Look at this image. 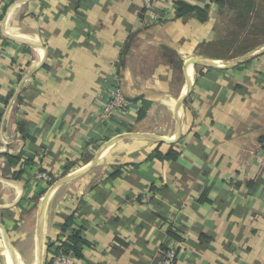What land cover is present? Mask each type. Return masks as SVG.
Returning <instances> with one entry per match:
<instances>
[{"label":"crops","instance_id":"obj_1","mask_svg":"<svg viewBox=\"0 0 264 264\" xmlns=\"http://www.w3.org/2000/svg\"><path fill=\"white\" fill-rule=\"evenodd\" d=\"M148 2L0 0L3 264H264V0Z\"/></svg>","mask_w":264,"mask_h":264},{"label":"built area","instance_id":"obj_2","mask_svg":"<svg viewBox=\"0 0 264 264\" xmlns=\"http://www.w3.org/2000/svg\"><path fill=\"white\" fill-rule=\"evenodd\" d=\"M155 0H149L147 6L152 9ZM168 6L174 7L176 6L178 0H166ZM152 17L154 20L159 18V14L157 12H153ZM128 100L127 97L120 85H115V87L110 91V96L105 102L104 106L100 111V116L102 118L108 119L111 115L116 112H123L127 109ZM261 163L264 164V159L260 158ZM40 176L51 180V176L46 173H41ZM177 256V248L175 246H171L167 249L165 258L162 264H175ZM48 264H77L76 255L72 251H66L63 247V244L60 243L59 251L53 256L52 260Z\"/></svg>","mask_w":264,"mask_h":264},{"label":"trees","instance_id":"obj_3","mask_svg":"<svg viewBox=\"0 0 264 264\" xmlns=\"http://www.w3.org/2000/svg\"><path fill=\"white\" fill-rule=\"evenodd\" d=\"M179 2L180 0L177 2L178 6H179ZM182 5V4H181ZM170 154H168L169 156ZM73 242L72 243H66L65 244V250L66 251H72L77 257L80 254V243L78 242L79 240V236H74L72 238Z\"/></svg>","mask_w":264,"mask_h":264},{"label":"water","instance_id":"obj_4","mask_svg":"<svg viewBox=\"0 0 264 264\" xmlns=\"http://www.w3.org/2000/svg\"><path fill=\"white\" fill-rule=\"evenodd\" d=\"M96 162V161H95ZM94 162V163H95ZM91 166V165H90ZM90 166H88V167H86V169L85 170H87V168H90ZM84 170V169H83ZM80 172H82V171H78V172H76L77 174H79ZM71 176H73V175H70V176H68V177H71ZM46 198H47V196H46ZM44 202H46V199H44ZM44 206H45V204H43V208H44ZM40 226V225H39ZM40 228V227H39Z\"/></svg>","mask_w":264,"mask_h":264},{"label":"rangeland","instance_id":"obj_5","mask_svg":"<svg viewBox=\"0 0 264 264\" xmlns=\"http://www.w3.org/2000/svg\"><path fill=\"white\" fill-rule=\"evenodd\" d=\"M226 7L227 8H229V5H226ZM249 38H247V40H248ZM253 39H255V38H253ZM244 41H245V39H244ZM54 182H55V180H54ZM1 246V245H0ZM0 264H3V260L1 259V257H0Z\"/></svg>","mask_w":264,"mask_h":264},{"label":"bare ground","instance_id":"obj_6","mask_svg":"<svg viewBox=\"0 0 264 264\" xmlns=\"http://www.w3.org/2000/svg\"><path fill=\"white\" fill-rule=\"evenodd\" d=\"M20 264H23L22 262H20Z\"/></svg>","mask_w":264,"mask_h":264}]
</instances>
